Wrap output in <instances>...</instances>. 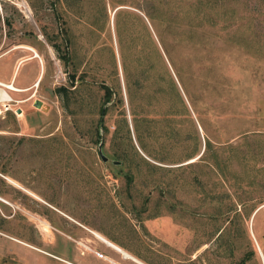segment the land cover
Returning a JSON list of instances; mask_svg holds the SVG:
<instances>
[{
    "label": "rangeland",
    "instance_id": "obj_1",
    "mask_svg": "<svg viewBox=\"0 0 264 264\" xmlns=\"http://www.w3.org/2000/svg\"><path fill=\"white\" fill-rule=\"evenodd\" d=\"M164 2L0 0V264H264V0Z\"/></svg>",
    "mask_w": 264,
    "mask_h": 264
},
{
    "label": "bare ground",
    "instance_id": "obj_2",
    "mask_svg": "<svg viewBox=\"0 0 264 264\" xmlns=\"http://www.w3.org/2000/svg\"><path fill=\"white\" fill-rule=\"evenodd\" d=\"M35 56H38V54L36 53ZM38 83V79L36 80L35 84ZM9 89V90H13V91H22V90H25L24 88H19V87H16L14 85V83L12 82H4V81H1L0 80V101L3 102V105H6L5 104V101H9L11 100V96L10 94L7 92V90L5 89ZM43 107V106H42ZM0 200L2 201H6L5 198L1 197L0 196ZM98 235V234H97ZM98 237L103 241L105 242L107 245H109L110 247L114 248L115 250L121 252L123 254V257L125 258H132V256L128 253H126L124 250H122L118 245H116L115 243H113L112 241L108 240L107 238L103 237V236H100L98 235ZM259 253L261 254V249H259ZM263 255V254H262ZM261 255V256H262ZM263 263H264V260H263Z\"/></svg>",
    "mask_w": 264,
    "mask_h": 264
},
{
    "label": "trees",
    "instance_id": "obj_3",
    "mask_svg": "<svg viewBox=\"0 0 264 264\" xmlns=\"http://www.w3.org/2000/svg\"><path fill=\"white\" fill-rule=\"evenodd\" d=\"M160 1V6L163 5L165 2L164 0H157V3ZM147 18H152V14L150 13H145ZM59 52V46L57 44H52ZM70 77V83L72 85H74V75L69 76ZM106 91H108V88L106 87ZM108 97V96H107ZM129 231L128 233H133L135 235L136 230L134 227H132L130 224H128L127 226H125ZM112 242L116 243L117 245H119L120 247H122L123 249H126L128 251H130L132 254H134L133 256H136L137 258L143 260L144 262L150 263V261H148L144 256H142L136 249L133 250V248L130 246V243L125 242L124 240H121L119 238H116L115 235L112 234H108V232H103Z\"/></svg>",
    "mask_w": 264,
    "mask_h": 264
},
{
    "label": "water",
    "instance_id": "obj_4",
    "mask_svg": "<svg viewBox=\"0 0 264 264\" xmlns=\"http://www.w3.org/2000/svg\"><path fill=\"white\" fill-rule=\"evenodd\" d=\"M35 105H36V106H40V105H41V102H40V100H37V101L35 102ZM17 111L19 112V111H20V109L18 108V109H17Z\"/></svg>",
    "mask_w": 264,
    "mask_h": 264
},
{
    "label": "built area",
    "instance_id": "obj_5",
    "mask_svg": "<svg viewBox=\"0 0 264 264\" xmlns=\"http://www.w3.org/2000/svg\"><path fill=\"white\" fill-rule=\"evenodd\" d=\"M99 256H102L103 254L102 253H98Z\"/></svg>",
    "mask_w": 264,
    "mask_h": 264
}]
</instances>
